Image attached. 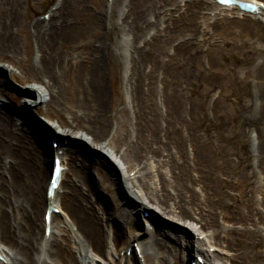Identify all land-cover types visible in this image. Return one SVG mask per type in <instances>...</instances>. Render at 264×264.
Wrapping results in <instances>:
<instances>
[{
  "label": "bare ground",
  "instance_id": "1",
  "mask_svg": "<svg viewBox=\"0 0 264 264\" xmlns=\"http://www.w3.org/2000/svg\"><path fill=\"white\" fill-rule=\"evenodd\" d=\"M112 1L119 5L122 0ZM242 1L261 3L263 7L257 14L238 10L236 14L249 18L237 22L229 19L224 24L238 25L243 33L250 34L264 47V20L260 21L258 17L264 16V0ZM3 2H0V56L7 57L13 65H21L20 74H29L28 80L38 83L37 87H31L26 102L32 107L39 101L43 108L52 107L54 111L70 117L68 123L63 120L56 123L51 121L50 114L45 116V129L51 131L52 136L47 138L42 132L35 133L36 140L45 141V151L41 152L34 146V132L10 123L9 113L4 110L9 107L0 98V255L5 260H0V264H97L89 252L104 257L106 248L112 257L111 264H140L137 262L135 244L140 249L143 264H190L195 257L204 259L205 264H264L263 250L256 247L262 242L264 218H257L255 198V190L259 189L264 206V182L255 188L253 169L248 160L249 150H245L242 157H237L240 171L236 183L224 174L223 167L217 161L220 158L217 149L212 147L211 142L198 136L197 120L191 119L185 123L177 120L180 84L188 81L192 75L188 71H173L170 83L175 87L171 91L172 96L168 95L167 98L172 120L166 122L165 127L156 121L151 129L145 126L133 130L135 139L117 131L113 140H108L113 130L107 118V65L104 52L108 50L102 44L96 45L99 42V27L107 28L108 11L101 10L100 16L95 17L87 12L83 0H61L58 7L50 12L49 19L23 26L19 24L22 0ZM161 2L166 6L169 0L131 2L128 8L132 9L133 20L129 28L133 38L139 34L146 17L160 11ZM137 3H140L138 8ZM68 4L70 10H67ZM210 4V0H195L186 4L184 16L197 22L199 15L208 10ZM217 7L220 8V5ZM175 22L177 24L176 20L170 19L168 30L163 33L158 31L155 35L164 36L152 38V43L146 41L142 48L135 42L127 43L122 48L125 53H130L131 58L127 61L126 88L132 105L144 100V97H152L153 83L158 77L156 71L161 66L157 59L151 66L152 70L146 71L145 62L162 52L172 36L169 31ZM44 26L43 34L39 33L38 30ZM31 29L38 34L35 38L37 58L24 63L18 49L20 41L15 34L18 31L33 37ZM260 52L258 59L262 62L259 65L264 71V50L260 49ZM4 71L12 78L16 76L10 67ZM190 83L188 81L187 85L191 87ZM4 85L0 79V86ZM145 88L148 89L147 93ZM10 109L16 119L23 113L19 104L10 105ZM197 112L202 118V111L199 109ZM23 120L30 123L25 117ZM217 120L218 116L204 120L202 123L205 125L201 123L204 131L213 127ZM152 128L167 131L166 140L162 141L158 136L154 138L150 134ZM72 139L92 145L111 157L122 176L115 182L116 186L123 189L121 185H125L136 196L138 202L131 201L135 207L131 211L120 210L116 199L108 198V205L104 208L111 209V217L117 215L116 228L107 222L110 213L104 210L100 215L98 204L89 200V192L97 191V187H87L82 174L92 164H87L84 159L79 160L78 155L69 150L68 143ZM114 140L118 144L114 145ZM53 142L59 147L53 148ZM188 147L194 154L193 158L186 150ZM60 151L62 154L59 155ZM54 159H61V165L67 167L71 177L66 179L68 173L62 174L61 186L54 197L57 202L64 183L67 191L61 197L59 208L67 213L69 221L60 220L64 235L52 240L56 233L55 220L59 216L53 214L51 234L47 238L44 214L48 203L46 187ZM130 165L133 168L131 171ZM45 178L48 180L41 194L37 188ZM98 180L99 183L111 184V178L105 175ZM235 183L240 189L239 194L235 202L229 203V188ZM196 186L201 188V192L197 193ZM42 204L43 220L40 223L38 210ZM134 211L142 212L143 217L146 214L144 220L148 224L155 214L165 215L174 222L182 223L192 233L181 236L165 233L162 239L147 240L143 236L149 234L148 227L144 232L136 228ZM40 226L42 234L39 235ZM197 234L198 239L195 240L193 236ZM132 248L133 252L129 255L128 251ZM74 251L77 256L73 255Z\"/></svg>",
  "mask_w": 264,
  "mask_h": 264
},
{
  "label": "rangeland",
  "instance_id": "2",
  "mask_svg": "<svg viewBox=\"0 0 264 264\" xmlns=\"http://www.w3.org/2000/svg\"><path fill=\"white\" fill-rule=\"evenodd\" d=\"M60 1L22 0L20 3L21 16L19 24L24 26L28 24L33 25L37 21L42 22L44 15H50V12H53L58 7ZM193 1L195 0H169L166 6L161 2L159 4L160 11L156 14L150 13L146 17L145 24L141 26L139 34H136L137 36L133 38L131 29L129 28L133 20L132 9L128 8L133 0H122L119 5H115L112 0H83L87 5L86 10L91 16L99 17L101 10L108 11V18L106 19L107 28L104 30L102 26L99 27L97 32L99 42L96 43V45L102 44L108 50L104 52L107 65L105 71L108 98L107 118L113 127L108 140H113V135L117 131L122 132L123 135L128 134V136L135 139L136 133L134 131L136 129H143L145 126H147V129H151L154 126L153 123L156 121H160L159 123L164 127L167 125L166 122L170 123L172 115H169L171 111L167 98L168 95L172 96L171 91L175 87V85L170 83L171 75H173V71L181 73L182 71H188V74L192 75L188 78V81L192 84L190 83L191 87L187 85V80H184L180 84L179 94L181 95V99L177 104L179 112L177 120H180V123H185L191 119L197 120L198 136L202 137L203 140L211 142L212 147L215 150L217 149L220 158L216 160L219 161L221 168L223 167L224 174L232 178L231 180L236 183L240 171L237 157H242V153L245 150H249L248 160L253 169V179L255 188H257L264 182V71L261 65H259V62L262 61L258 59L261 53L260 49L264 50V47L256 42L250 34L246 35L243 33L238 28V25L224 24L225 20L230 19L237 22L238 20L244 21L249 17L243 18L241 15L239 16V14H236V10L227 11L221 7L219 8L214 0H210L211 6L199 15L198 21L192 22L189 17L184 15L187 11L186 4L189 5ZM0 2L4 3L3 0H0ZM139 6L140 3H137L136 7L138 8ZM69 7L70 4L67 5V10H70ZM258 17L260 21L264 20V16L258 15ZM172 18L177 21V24L176 22L173 23L176 27L171 25L172 29L169 31V35L172 36H169V41L163 46L162 52L157 55L158 58L156 57L153 60L145 62L146 71L152 70L151 66L157 59H159L161 66L156 71V76L158 77L153 83L152 97H144V100L135 102V105H132L126 88L129 69L127 68L129 66V64L127 65V61L131 58L130 53H125L122 48L127 43L132 42H135L140 48H142L146 41L152 43V38L159 37L158 35L155 36L158 31L163 33L168 30V24H170V19ZM157 21L158 23H156ZM178 22H180L179 25ZM45 29L44 26L38 31L43 34ZM31 34L33 37H28L27 34H22L18 31L15 34L20 41L18 49L24 63L35 61L37 58L35 38L38 34L33 29H31ZM93 34L95 38L96 35L94 32ZM163 36V34L160 35V37ZM7 67H10L16 76L12 78L6 73L4 69ZM20 67L21 65L11 64L7 57L0 56V79L5 84L4 86H0V98L9 107V109L4 108V110L6 113H9L10 123L17 128L23 126L25 131L34 132V146L38 151L42 152L45 151V141L36 140L35 133L42 132L47 138L52 136L51 131L49 132L48 129H45V116L50 114L51 121L56 123L58 120L68 123L70 116L54 111L52 107L43 108L42 103L39 101L37 105L30 107L26 99L31 87H37L38 83L28 80L29 74H20ZM147 90H145V93H147ZM16 104L21 106L23 112L18 119L11 113L10 109V105ZM199 109L203 113L202 118L197 112ZM214 116H218V120L213 127L204 131L205 123L202 122ZM24 117L30 122L29 124L24 122ZM224 120L227 124H225ZM121 123L124 125L123 127ZM201 123L204 124L203 127ZM150 132L154 138L158 136L162 141L166 140L167 131L152 128ZM112 143L114 145L118 144L115 140ZM68 148L78 155L79 160L84 159L87 164H92L82 174L84 184L87 187H97V191L89 192V200L94 204H98L99 207L97 209L101 210L99 211L100 215L104 210L110 213L107 216L109 218L107 222L116 228L118 225L117 215L111 217V209L109 207L104 208L108 205V198H115L120 210L131 211V209L135 208L131 201L138 202L136 196L133 195V191H128L124 187L125 185H121L123 189L116 186L115 182L119 181L121 176L119 167L111 157L80 140L76 141L72 139L68 143ZM186 150L189 151L190 158H193L194 154L191 153L190 148L188 147ZM131 170H133L132 165L129 168V171ZM66 173H68L66 179L71 177L69 176L68 169L64 172V174ZM101 175H105L109 179L111 178L110 186L107 182H98ZM131 175L134 177V173ZM47 180L45 178L44 182H42L43 184L37 188V190L41 191V194L45 190ZM236 183L229 188V203L237 200L236 198L240 189L236 187ZM62 186V192L57 200L58 206L61 204V197L67 191L64 183ZM200 189L199 186L195 187L197 193L198 191L201 192ZM255 198L257 218H264V206L261 204L262 198L259 189L255 190ZM200 199L202 200V196H200ZM42 213L43 204L40 205L38 210L40 223L43 220ZM141 213L140 211L133 212L136 218V228L144 232L148 227L149 234L143 236L147 240L151 238L162 239L165 233L170 236L190 235L192 233L182 223L174 222L162 214H155L151 219L152 224L149 223L151 224L149 226L144 220L146 214L143 217ZM58 216L54 224L56 233L52 240L64 235L61 232L64 227L59 223L60 220L65 219L66 221L67 219V222L69 221L65 211L61 212ZM131 220L132 217L129 218V223H131ZM73 229L75 230V227ZM40 234H42V229L39 232ZM198 235L193 236L195 240L198 239ZM261 237L262 242L256 247L257 250L261 249L264 253V233ZM165 240L167 239L165 238ZM168 242L172 243L169 240ZM72 247H75V245H72ZM4 248L5 250L7 249L5 246ZM72 253L74 256H77L76 251ZM89 255L95 258L97 264H111L112 262V257L107 248L105 249L104 257L92 252H89ZM143 261L142 255L138 253L137 262L143 264Z\"/></svg>",
  "mask_w": 264,
  "mask_h": 264
},
{
  "label": "water",
  "instance_id": "3",
  "mask_svg": "<svg viewBox=\"0 0 264 264\" xmlns=\"http://www.w3.org/2000/svg\"><path fill=\"white\" fill-rule=\"evenodd\" d=\"M51 140V139H50ZM51 142H52V140H51ZM194 259V258H193Z\"/></svg>",
  "mask_w": 264,
  "mask_h": 264
}]
</instances>
